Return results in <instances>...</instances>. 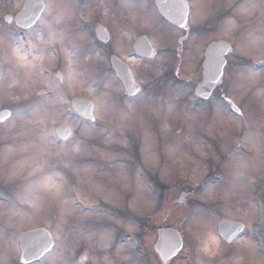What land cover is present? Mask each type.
<instances>
[{"label":"rangeland","instance_id":"obj_1","mask_svg":"<svg viewBox=\"0 0 264 264\" xmlns=\"http://www.w3.org/2000/svg\"><path fill=\"white\" fill-rule=\"evenodd\" d=\"M24 1L0 0V14ZM46 1L39 27L26 34L32 57L19 29L0 35V111L15 112L0 125V264H19L20 235L37 228L51 232L55 247L35 264H162L155 252L162 227H180L186 246L168 264H200L187 250L214 236L217 216L243 217L229 207L237 197L245 211L250 194L261 192L256 202L263 199L264 0H187L185 52L173 59L160 51L153 63L132 59L130 30L162 50L177 37L145 0ZM94 11L109 17L108 26L126 25L128 17V29L119 33L127 38L113 50L127 56L129 49L127 60L147 87L134 101L118 97L105 59L91 55L94 44L80 31L86 29L81 17L94 20ZM213 40L231 44L234 53L222 95L206 104L193 91ZM47 70H60L63 83ZM167 71L178 76L174 88L159 80ZM80 96L94 101L100 127L71 111V98ZM62 124L74 132L68 144L52 136ZM149 179L159 191H151ZM258 259L251 264H263Z\"/></svg>","mask_w":264,"mask_h":264},{"label":"water","instance_id":"obj_2","mask_svg":"<svg viewBox=\"0 0 264 264\" xmlns=\"http://www.w3.org/2000/svg\"><path fill=\"white\" fill-rule=\"evenodd\" d=\"M157 7L161 14L169 21L174 22L180 26H185L188 15V7L185 0H156ZM44 5L42 0H28L25 9L17 17V22L27 29L35 24L42 14ZM20 19V20H19ZM100 39L107 40V33L103 29L98 30ZM137 52L149 57V46H145L143 41L137 43ZM231 52V48L226 43L212 44L207 53L206 61L204 63V78L203 82L198 85L197 93L203 97L208 98L212 91L221 84L223 68L226 65L224 58L220 54L226 56ZM218 54L220 57H218ZM113 68L117 73L119 79L123 82L126 88V95L133 96L139 91V87L135 83L128 67L117 59L112 60ZM73 109L83 118L93 121L92 109L93 105L89 101L76 99L72 102ZM10 116L9 111H4L0 114V122H5ZM57 136L61 140L67 139L70 131L65 126H60L56 130ZM241 230L240 225H233L229 223H222L219 231L224 236H234ZM158 243L155 247L156 252L160 255L163 262L166 263L176 256L182 249L183 243L180 234L174 230H160L158 232ZM21 263L32 264L41 260L54 247V240L50 233L45 229H37L21 236Z\"/></svg>","mask_w":264,"mask_h":264},{"label":"flooded vegetation","instance_id":"obj_3","mask_svg":"<svg viewBox=\"0 0 264 264\" xmlns=\"http://www.w3.org/2000/svg\"><path fill=\"white\" fill-rule=\"evenodd\" d=\"M17 13L18 12L16 11L11 13V10H10L4 16H0V32H2L3 30L4 31L8 30V29L11 30V26L15 28V25L13 24V22H11V15L14 18ZM7 15L10 17L9 22H7L5 19ZM98 20H99L98 27L99 26L106 27L109 33L108 43L104 46V50L102 51L104 56L109 59L113 55H116L119 59L124 58V55L117 53L118 51H114L113 49L114 47L116 48L120 44L121 40L124 41L123 39H126V36L124 37V35L122 37L117 36L119 33H125L124 31H126V27L123 26L122 28V25L120 26L119 24H117L116 26H108L107 19H105L103 15H100V18ZM91 23L93 22L90 21V24ZM170 26L172 28L171 30L172 36L175 38L177 37L175 39V46H174L173 51L175 54L178 55L180 52H185V48L188 46L189 44L188 42L191 37V30L189 28L187 30H181L177 28L176 26H172V25ZM116 27H117V30L114 33L113 29ZM76 31H78V29H76ZM80 31L83 33V35H86V37L90 36V39H92L91 38L92 32L93 33L95 32V28H94V25L91 24L88 29H84ZM87 31H89L88 34H87ZM90 39L88 38L89 42H90ZM92 54L94 53L92 52L91 55ZM91 55H89L88 57L91 58L92 57ZM211 98H213V96ZM238 195L239 194H237V196ZM260 195L261 193L260 194L256 193L253 195L250 194V197H249L250 209L246 211L240 206L242 203L240 204L238 203V200H240V198L234 195V197H237L235 200L236 204H232V206H229V207H232V208L238 207L239 210L237 209L236 210L237 213L235 214H239V212H241L242 214H244V216L242 217L240 215L236 218L227 216V217H221L219 219L220 221H218V224L222 220H228V221L235 222V223H242L244 225V229L240 235L236 236L233 239L225 240L218 234L217 230L216 231L214 230V236H209V237L205 236L203 237V239H199L193 242L194 245L191 248H189V250H187L189 253L188 255L190 256L195 255L196 258H199L200 264H251V261L253 262L254 258L261 259V262L264 264V231H263L264 199L262 201L256 202L257 199L261 200V197H259ZM184 196H186L185 193L183 194V199H184ZM206 204H214V203L212 201ZM216 205H217V202L215 203V207ZM258 205H261L263 207L262 210H260V212H258L257 210ZM209 207L214 208V206L212 205L211 206L209 205L207 208ZM187 211H190L189 207L187 208ZM251 230H253V232ZM184 248L186 249L185 241H184L183 249ZM238 259H239V262H236V260Z\"/></svg>","mask_w":264,"mask_h":264},{"label":"trees","instance_id":"obj_4","mask_svg":"<svg viewBox=\"0 0 264 264\" xmlns=\"http://www.w3.org/2000/svg\"><path fill=\"white\" fill-rule=\"evenodd\" d=\"M154 186H155L157 189H160V188L158 187V184L156 185V183H154Z\"/></svg>","mask_w":264,"mask_h":264}]
</instances>
